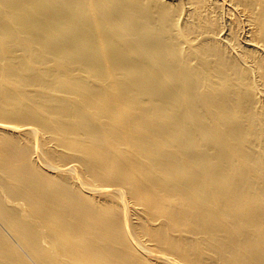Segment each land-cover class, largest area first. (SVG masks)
<instances>
[{"label": "bare ground", "instance_id": "1", "mask_svg": "<svg viewBox=\"0 0 264 264\" xmlns=\"http://www.w3.org/2000/svg\"><path fill=\"white\" fill-rule=\"evenodd\" d=\"M0 264H264V0H0Z\"/></svg>", "mask_w": 264, "mask_h": 264}, {"label": "rangeland", "instance_id": "2", "mask_svg": "<svg viewBox=\"0 0 264 264\" xmlns=\"http://www.w3.org/2000/svg\"><path fill=\"white\" fill-rule=\"evenodd\" d=\"M37 145L39 144V136H37ZM38 151H40V150H38ZM38 155H40V156H38ZM37 159L39 160V162L41 163V161H42V156H41V153L40 152H38V154H37ZM42 164V163H41Z\"/></svg>", "mask_w": 264, "mask_h": 264}]
</instances>
